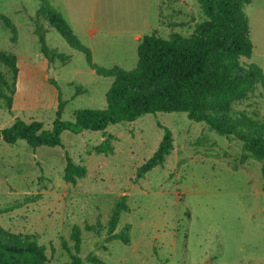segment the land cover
<instances>
[{"label": "rangeland", "instance_id": "1", "mask_svg": "<svg viewBox=\"0 0 264 264\" xmlns=\"http://www.w3.org/2000/svg\"><path fill=\"white\" fill-rule=\"evenodd\" d=\"M68 23L99 67L135 68L137 46L144 35L168 38L193 33L203 16L197 0H46ZM38 0H0V52L16 57L18 76L12 106H0V130L16 118L38 121L50 130L63 104L60 120L72 122L79 110H103L110 78L97 76L85 56L72 50L46 25L50 51L69 57L53 62L41 51L33 20ZM252 56L244 63L264 73V0L245 7ZM1 16L16 27L17 38ZM0 69L6 70L0 65ZM55 82V88L50 81ZM235 111L264 121V87H258ZM173 150L162 167L137 180V170L153 155L164 130ZM111 137L113 152L94 148ZM61 146L32 149L24 141L0 140V227L33 236L50 264L69 261L71 231L81 229V264L95 256L103 264H264V180L261 163H241L242 144L219 136L183 113H156L133 122H119L103 132L65 131ZM65 153L87 169L72 186L63 179ZM125 197L116 232L129 225L130 244L106 242L114 203ZM99 222V234L86 226Z\"/></svg>", "mask_w": 264, "mask_h": 264}, {"label": "trees", "instance_id": "2", "mask_svg": "<svg viewBox=\"0 0 264 264\" xmlns=\"http://www.w3.org/2000/svg\"><path fill=\"white\" fill-rule=\"evenodd\" d=\"M39 8L33 20L35 35L42 55L53 62L69 61V57L50 51L45 43L46 25L54 29L72 49L85 56L88 67L99 77L110 78L111 85L105 94L103 110H79L72 122L60 120L63 104L58 94L56 119L50 130L42 123H26L16 118L7 128L0 130V140L7 145L24 141L32 149L59 147L65 131L72 134L103 132L108 126L119 122H133L145 115L156 113H183L193 122L203 123L219 136L232 137L242 144L241 163L251 159L261 163L264 180V121L255 114L235 111L234 106L248 100L258 89L264 87V73L254 64L244 63L252 56L248 19L244 12L252 0H197L205 19L195 25L189 36L172 33L162 38L156 33L144 35L137 46V63L134 69L125 71L119 67L102 68L92 62L89 49L73 34L63 16L46 0H38ZM5 27L15 42L16 27L1 16ZM0 106L10 109L18 76L16 57L0 52ZM173 150L170 130L163 137L153 155L137 170L140 180L154 168L162 167ZM113 152L111 137L94 148L97 155ZM87 174L85 166L75 163L65 153L63 179L75 186ZM125 197L119 198L111 208L106 242L120 241L130 244V226L116 232L121 214L128 212ZM87 231L99 234L101 224L86 226ZM81 229L71 231L73 251H68L69 261L64 264H81L79 258ZM91 264H103L95 256L86 259ZM0 264H50L45 248L33 236L10 233L0 227Z\"/></svg>", "mask_w": 264, "mask_h": 264}, {"label": "water", "instance_id": "3", "mask_svg": "<svg viewBox=\"0 0 264 264\" xmlns=\"http://www.w3.org/2000/svg\"><path fill=\"white\" fill-rule=\"evenodd\" d=\"M52 77H53V61L49 60L48 78L51 79Z\"/></svg>", "mask_w": 264, "mask_h": 264}]
</instances>
